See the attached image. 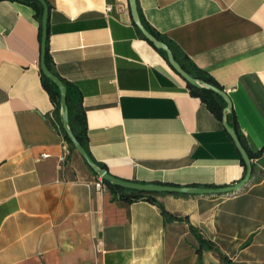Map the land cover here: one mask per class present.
Returning a JSON list of instances; mask_svg holds the SVG:
<instances>
[{"label":"crops","instance_id":"0c3cea01","mask_svg":"<svg viewBox=\"0 0 264 264\" xmlns=\"http://www.w3.org/2000/svg\"><path fill=\"white\" fill-rule=\"evenodd\" d=\"M44 1L50 70L78 96L88 151L110 175L232 186L245 165L224 122L252 170L228 193L129 202L95 188L58 128L34 8L0 0V264H264V0H135L142 25L226 93L221 117L141 34L128 0Z\"/></svg>","mask_w":264,"mask_h":264},{"label":"water","instance_id":"95a60500","mask_svg":"<svg viewBox=\"0 0 264 264\" xmlns=\"http://www.w3.org/2000/svg\"><path fill=\"white\" fill-rule=\"evenodd\" d=\"M40 3L42 7V13H41V19H40V26H41V38H40V69L44 77H46L48 80L53 82L59 92V102H60V115H61V123L62 128L68 138V140L73 145L75 151L81 156V158L85 161V163L89 166V168L97 174V176L104 182L109 183L113 186H117L120 188L128 189V190H134L142 193H181V194H213V193H228V192H235L238 190L242 185H244L248 177L251 173L252 166L250 163V159L241 145L235 130L232 127H229L224 122L223 125L229 134L231 140L233 141V144L237 151L239 152L244 165H245V176L236 184L228 187L223 188H198V187H176V186H170V185H164V184H156V183H138L133 182L129 180L120 179L117 177H114L110 175L104 168L98 167L95 162L92 160V158L87 154L85 149L82 147V145L76 140L74 135L69 129L68 126V109L66 105V89L63 84V82L53 74L46 66L45 64V41H46V35H47V17H48V6L44 0H36ZM131 16L133 19V22L141 32V34L145 37L146 40H148L154 48L165 51L166 59L171 68L188 84L195 88L205 87L219 96H221L226 101V107L223 109V115H225L230 109L231 104L228 96L224 91L221 89L208 85L200 83L198 80L194 79L190 75H188L179 65V63L174 59L173 53L171 49L168 47L166 43H164L162 40L156 38L152 33H150L140 22L138 18V13L136 9V3L135 0H128Z\"/></svg>","mask_w":264,"mask_h":264},{"label":"trees","instance_id":"16d2710c","mask_svg":"<svg viewBox=\"0 0 264 264\" xmlns=\"http://www.w3.org/2000/svg\"><path fill=\"white\" fill-rule=\"evenodd\" d=\"M22 1L27 3L28 5L32 6L35 10V14H36V17H37L38 22H39L38 38L40 41V38H41L40 19H41L42 7H41L40 3L36 0H22ZM145 28L150 33H152L156 38L162 40L164 43H166L168 45V47L171 49V51L173 53L174 59L179 63L180 67L188 75H190L194 79L198 80L200 83L212 85V86H215V87L220 89V86L218 85V83L210 75H208L206 72L197 68L194 64H192L188 60V58H186L184 56L182 57L170 43H168L163 38H161L157 34H155L148 26H145ZM154 49L157 52H159L167 62L165 51L159 50L156 48H154ZM45 64H46L47 68L50 70L48 48H47V36H46V41H45ZM168 65H169V63H168ZM42 79H43L44 85L45 86L49 85L54 91V96L56 97V100H57L56 105H57V111H58V118H57L58 128L63 133L66 140L71 144V142L68 140V138H67V136H66V134L62 128L61 115L59 114V108H60L59 92L57 90V87L54 83L50 82L44 76H42ZM185 84H186V87H187L189 93L192 96L198 97L201 101L206 103L209 106V108L218 117L222 116V110L226 107V101L221 96H219L218 94H216L215 92H213L212 90H210L208 88H205V87L195 88V87L191 86L190 84H188L187 82H185ZM65 89H66L65 100H66V105H67V109H68V126H69V129L72 132V134L74 135V137L76 138V140L82 145V147L85 149L87 154L91 157V155L88 151V148H87L86 124H85L83 110L80 107L79 98L77 95L72 96L71 93L68 91V89L67 88H65ZM231 127L235 130L234 126H231ZM237 137H238V135H237ZM238 139H239V137H238ZM239 141H240V139H239ZM240 143H241V141H240ZM241 145L244 148L243 143H241ZM71 147L74 148L72 144H71ZM262 150H264V149H262ZM262 150H260V152ZM95 164L98 167L103 168V166H101L97 162H95ZM106 185L110 188L111 191H113L116 195H118V197L121 198L122 200L129 201V202H132V201H135L138 199H146L149 201H153V198L151 197L152 193H142V192H138V191H134V190H128V189L120 188L117 186H113L109 183H106Z\"/></svg>","mask_w":264,"mask_h":264},{"label":"built area","instance_id":"2783aa9c","mask_svg":"<svg viewBox=\"0 0 264 264\" xmlns=\"http://www.w3.org/2000/svg\"><path fill=\"white\" fill-rule=\"evenodd\" d=\"M106 10H109V7H106ZM64 159V155H60L59 156V161H62ZM94 186H95V188H97V189H101L102 187H103V182H102V180L99 178L95 183H94ZM96 250L97 251H101V249L99 248V246H98V243H97V245H96Z\"/></svg>","mask_w":264,"mask_h":264}]
</instances>
